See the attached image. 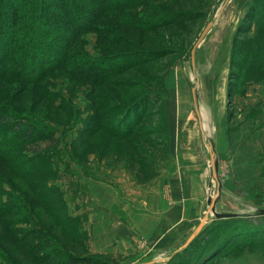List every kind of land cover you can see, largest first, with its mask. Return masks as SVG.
Returning <instances> with one entry per match:
<instances>
[{"label":"rangeland","instance_id":"obj_1","mask_svg":"<svg viewBox=\"0 0 264 264\" xmlns=\"http://www.w3.org/2000/svg\"><path fill=\"white\" fill-rule=\"evenodd\" d=\"M224 1L144 0V6L131 5L104 17L101 22L110 28L87 31L84 50L93 56L125 52L137 60L107 82L93 85L59 68L40 83L4 80L0 105H11L15 113L54 130V143L40 142L36 152L14 145L7 152L11 160L0 158V174L6 179L0 206L8 192L13 194L8 204L13 208L6 213L12 223H4L0 215V254L9 264H46L41 252L25 245V238L33 244L44 239L45 246L47 238L66 253L90 256V264L138 261L133 255L91 250L95 226L106 227L102 217L91 221V210L102 216L103 206L112 217L125 202L138 204L149 194L161 193L168 200L182 190L189 194L188 177L191 184H201L198 194L203 190L206 200L192 195L195 191L191 196L208 208L207 198L217 189L210 175L209 140L215 146L221 182L216 210L256 214L264 208V0H228L217 17ZM127 15L136 16L144 27L114 23ZM209 21L214 24L196 48L194 76L191 49ZM193 86L201 124L192 102ZM137 99L130 114L133 121L129 116L125 124L139 121L131 133L117 135L126 113L121 106ZM1 207L4 213L7 208ZM213 219L210 214L205 225ZM260 221L237 224L258 226ZM190 228L181 221L173 230L177 238L172 244L181 247ZM145 242L136 238L138 246ZM244 244L219 257L247 251ZM177 247L162 255L167 258L164 264L180 261Z\"/></svg>","mask_w":264,"mask_h":264},{"label":"trees","instance_id":"obj_2","mask_svg":"<svg viewBox=\"0 0 264 264\" xmlns=\"http://www.w3.org/2000/svg\"><path fill=\"white\" fill-rule=\"evenodd\" d=\"M140 3L145 5L144 0H0V87L6 78H16L24 83H40L48 72L58 68L93 85L107 82L116 74L114 72H119L137 60L125 52L93 56L84 50L83 36L89 30L99 32L106 27L110 28V24L101 22L104 17L116 16L123 9ZM129 15L120 19L115 17L120 23H112L142 28V21ZM138 101H129L121 106L125 108L126 113L119 121L120 129L117 128V135L131 133L139 121L140 118L125 124L129 116L133 121L130 114L133 107L138 105ZM138 109L142 111L141 106ZM112 129L114 131L113 126ZM53 135L54 130L50 126L15 113L11 105H0V158L2 156L11 160V154L7 152L14 145H25L32 152H36L40 142L54 143ZM3 181L6 179L0 174V196L5 191L2 189ZM7 194L5 204L1 203L7 210L3 213L0 206V215L4 223L11 224L12 221L6 213L10 212L9 208H13L8 205L13 194ZM19 198L22 202L19 207L24 210V200L21 196ZM252 218L261 220L256 224L258 226L237 224ZM224 220L226 222H223ZM220 223L222 224L219 225ZM211 224H217L218 228L212 230ZM211 224L204 225L192 241L180 249L182 258L172 264H206L241 242L245 243L247 251L264 256V215L214 218ZM15 239L20 241L17 235ZM29 241L25 238V245L37 249L38 253L41 252V258L46 264L92 263L90 256L66 253L47 238L46 246L44 239L35 244ZM195 243L198 245L196 250L193 249ZM250 245H256L257 248L250 249ZM26 246H23L24 250H27ZM192 250L195 256L190 252ZM243 252L226 254L238 256ZM171 260L173 261H169ZM5 263H8L6 258L0 254V264Z\"/></svg>","mask_w":264,"mask_h":264},{"label":"crops","instance_id":"obj_3","mask_svg":"<svg viewBox=\"0 0 264 264\" xmlns=\"http://www.w3.org/2000/svg\"><path fill=\"white\" fill-rule=\"evenodd\" d=\"M185 167L188 168L187 166ZM194 181H197V178ZM185 182L189 189V194L186 190H182L179 191L180 194H176V196L171 197L170 200H168L166 196H161V193H158V196L149 194L142 197V201L138 204L125 202L122 208H117L115 215L112 217L108 216V211H106L103 206H100L103 214L105 213V215L102 216H100L99 211L96 212L92 209L91 221H94V223L95 220L100 222V217H102L106 219V227L103 229L101 223H99L100 228L95 226V232L93 233L90 242L91 250L114 256L133 255L134 260L138 258V261L130 264L146 263H142L146 258H149V261H147L150 262L149 264L166 263L167 258L162 257V255L164 253L169 254L178 245L172 244L177 238V235H175L173 230H178L181 221L187 222L188 225L191 226L190 230L186 234L183 232L180 234V236L185 234L184 238H186L201 220L202 215L207 208L205 204L203 205L201 201H196L191 196V191H195L192 195L196 194L200 199L206 200V195L203 190H200L198 194V189L201 184L199 186L197 182L196 184H191V179L189 177ZM172 191L176 192L175 190ZM193 200L196 202H193ZM111 206L113 209H116L117 207L113 205ZM237 213L247 216L255 215L243 212ZM93 214L97 216L95 217ZM114 216H116V221H114ZM169 232H171V234H169ZM161 235H164V237H161L158 241H148L154 240ZM141 237L144 238L146 242L144 245L138 246L136 238ZM184 240L185 239L182 241ZM178 247L175 251L179 250L182 245L179 249ZM206 264H264V256L244 251L238 256H230L226 258L217 257L208 261Z\"/></svg>","mask_w":264,"mask_h":264},{"label":"water","instance_id":"obj_4","mask_svg":"<svg viewBox=\"0 0 264 264\" xmlns=\"http://www.w3.org/2000/svg\"><path fill=\"white\" fill-rule=\"evenodd\" d=\"M227 2H228V0H225L224 4L219 8V11L217 13V17L220 15V13L222 12V10L224 8V5ZM213 24H214L213 21L207 22V24L203 28L202 32L200 33L199 37L197 38V40L195 41V43L193 44V47L191 49V66L193 69L194 76L196 74L194 71L195 70V51H196V48ZM191 96H192V102H193L195 113L198 117L199 123L201 124L198 95H197V89L195 86H193L191 88ZM208 150L210 152V165H211L210 166V175H211L212 179H214L216 181L217 189H216V192L213 196L212 195L208 196V198H207L208 208H207L206 213L201 218V220L199 221L197 226L194 228V230L191 232V234L188 236V238L186 239V241L184 242V244L182 245L181 248L186 247L192 241V239L196 236V234L203 228L205 223L210 219V214L213 215L214 218H229V217H236V216L242 215V214L237 213V212H218L216 210V203L220 197L221 182H220L219 175H218V163H217L216 151L214 149L213 143L210 140L208 141ZM255 215H264V208L259 209ZM149 263L150 262H146L143 264H149Z\"/></svg>","mask_w":264,"mask_h":264},{"label":"bare ground","instance_id":"obj_5","mask_svg":"<svg viewBox=\"0 0 264 264\" xmlns=\"http://www.w3.org/2000/svg\"><path fill=\"white\" fill-rule=\"evenodd\" d=\"M199 108H200V106H199ZM200 110V109H199ZM215 148V147H214Z\"/></svg>","mask_w":264,"mask_h":264}]
</instances>
